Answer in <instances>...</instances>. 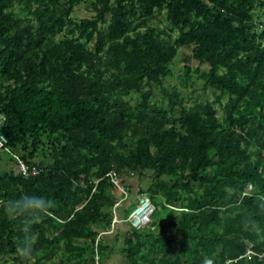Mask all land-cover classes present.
I'll return each instance as SVG.
<instances>
[{
  "label": "trees",
  "instance_id": "trees-1",
  "mask_svg": "<svg viewBox=\"0 0 264 264\" xmlns=\"http://www.w3.org/2000/svg\"><path fill=\"white\" fill-rule=\"evenodd\" d=\"M0 108V264H264V0H0Z\"/></svg>",
  "mask_w": 264,
  "mask_h": 264
},
{
  "label": "clouds",
  "instance_id": "clouds-1",
  "mask_svg": "<svg viewBox=\"0 0 264 264\" xmlns=\"http://www.w3.org/2000/svg\"><path fill=\"white\" fill-rule=\"evenodd\" d=\"M54 202L41 196L24 195L19 200L12 202L8 206V210L13 216H23L30 220H38L41 215H48ZM257 226L259 222H257ZM255 235L260 233L252 232ZM37 241L35 235L26 234L21 245L17 248V253L22 260L31 261L33 247ZM204 264H211L209 260H205Z\"/></svg>",
  "mask_w": 264,
  "mask_h": 264
},
{
  "label": "built area",
  "instance_id": "built-area-1",
  "mask_svg": "<svg viewBox=\"0 0 264 264\" xmlns=\"http://www.w3.org/2000/svg\"><path fill=\"white\" fill-rule=\"evenodd\" d=\"M6 120L7 117L0 108V151L7 148L8 139L1 130ZM18 170L26 176L38 172L37 168L35 167H33L31 171L23 160L19 161ZM109 175L111 177V181L119 188V190L127 194L128 188L124 184V177L116 171L110 172ZM155 210L156 207L150 195L142 194L139 196L138 204L135 206L126 220L131 222L132 225L137 228L145 226L152 221Z\"/></svg>",
  "mask_w": 264,
  "mask_h": 264
},
{
  "label": "crops",
  "instance_id": "crops-1",
  "mask_svg": "<svg viewBox=\"0 0 264 264\" xmlns=\"http://www.w3.org/2000/svg\"><path fill=\"white\" fill-rule=\"evenodd\" d=\"M1 161V160H0ZM130 225L128 224H120V227L117 230H112L107 232L106 235L107 241L113 246L112 250L109 252V256L104 260L103 264H125V258L123 256L122 248H123V240H124V230L128 229ZM123 233L121 236H118V232ZM97 263L99 264V258L97 256Z\"/></svg>",
  "mask_w": 264,
  "mask_h": 264
},
{
  "label": "rangeland",
  "instance_id": "rangeland-1",
  "mask_svg": "<svg viewBox=\"0 0 264 264\" xmlns=\"http://www.w3.org/2000/svg\"><path fill=\"white\" fill-rule=\"evenodd\" d=\"M93 14H94V12H93L91 9H89V8L86 6L85 3L81 4L80 6H78V7L76 8V11H75L76 18H78V19L86 18V17H92ZM179 62H180V61H179ZM178 66H180V63L178 64ZM178 66H177V67H178ZM181 66H182V63H181ZM171 82H172V83H178V82H177V79H176L175 77H174V78H171ZM192 88H193V87H186V88H185V91H186V92H188V91H192ZM199 91H200V90H199ZM199 91H197V93H198ZM159 96H160V95H159ZM207 99H208V100H213V99H215V97H214V95H213L211 92H208V94H207ZM3 156H4V153H3ZM5 156H6L7 158H9V155H8V154H5ZM6 165H7V163L0 161V169L6 167ZM7 166H8V165H7ZM164 214H165V212H164ZM154 219H155V216L153 217V220H152V221H154ZM56 260H57L56 258H53V259H51V260H48L47 262H48V264H55V263H56ZM7 264H13V261L8 262ZM26 264H34V260H31L30 262L28 261ZM35 264H36V263H35Z\"/></svg>",
  "mask_w": 264,
  "mask_h": 264
}]
</instances>
